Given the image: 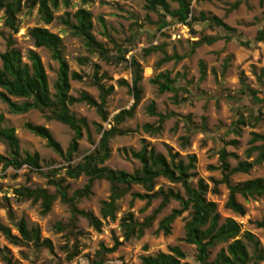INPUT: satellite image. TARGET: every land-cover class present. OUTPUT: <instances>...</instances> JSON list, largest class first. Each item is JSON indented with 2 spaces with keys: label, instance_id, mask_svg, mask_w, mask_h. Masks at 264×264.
<instances>
[{
  "label": "rangeland",
  "instance_id": "374dc122",
  "mask_svg": "<svg viewBox=\"0 0 264 264\" xmlns=\"http://www.w3.org/2000/svg\"><path fill=\"white\" fill-rule=\"evenodd\" d=\"M165 1L170 10L177 9L175 0ZM78 9H84L91 14L92 34L104 48L111 54H115L118 48L128 50L125 59L127 61L134 59L141 68L138 83L140 100L132 116L117 126L119 129L129 130L130 133L110 139L108 145L110 153L104 166L131 173L139 167V163L131 157L130 151H139L143 144L167 159L169 155L177 154L176 160L182 159L186 162V156L194 155L191 183L195 185L198 180L206 183L208 192L205 198L216 205L220 218L234 220L240 226L241 234L250 233L258 242V248L263 250L264 231L258 228L255 222L264 219V194L247 201L236 197L245 208V214L239 216L225 208L228 196L226 185H217L215 193L212 192V187L213 181L220 179L217 152L224 148L234 155L228 158L231 167L241 161L252 163L257 158L258 151H252L247 155V150L261 143L251 144V134L264 135V110L254 106L250 98L242 95V91L247 89L264 90V0H190L192 17L198 18L201 14L207 17L214 16L230 29L224 31L219 27L209 28L203 23H196L193 26L196 34H191L186 26L175 23L158 31L155 26L158 15L147 11L142 0H91L86 4H82L80 0H70L67 8L59 5L53 11L54 20L49 24L41 21L36 7L30 11L23 7L16 17L19 25L17 33L12 35L14 47L20 51L23 62L28 50L37 53L47 77L50 93H53L52 85L56 79L57 64L51 60L46 49L33 46L29 31L35 27L44 28L60 38L62 56L70 71L84 77L81 82L70 81L69 95L77 97L80 93H86L94 101L99 102L98 89L89 84V77L94 71L92 65L98 66V77L105 75L100 82L104 88H111L105 100L106 122L101 121L93 107L84 103L70 106V112L77 118H84L88 125V131H83L82 138L78 141L77 152L73 154L71 164L77 163L98 146L99 134L93 124L108 129L112 125V117L133 104L129 92L132 74L128 62L109 65L96 55L89 54L83 42L72 36L68 26L62 22L66 17L73 22L72 16ZM10 34L4 26V14L0 10V54L5 50L4 38ZM200 34L217 37V40L210 45L201 44L194 48L192 43ZM259 34H262L263 38L258 42ZM155 46H160L161 50L144 54V49ZM173 55L180 60L171 59L158 64L165 56ZM79 58H85L87 63L79 64L77 61ZM160 73H168L169 79L176 77L177 84L187 88L188 92L179 91L176 96L173 92L159 93L150 80ZM150 104H153L156 113L171 114L156 135L146 134L140 129L143 124H153L157 120V117L148 114L147 107ZM235 111H239L247 118L245 124L237 127L231 124L235 119ZM0 114L4 118L3 126L14 130L20 143V152L37 154L40 167L37 171L30 170L27 166L19 170L11 168L2 170L0 167V223L15 234L12 222L9 221L6 210L2 208L8 203L15 221L24 219L28 226L37 227L41 239L49 240L52 245V252L44 249L40 251L39 261L66 263L68 249L74 246L76 256L70 263L88 264L100 245L111 248L118 242L115 251L106 255L110 264H141V257L153 256L159 252L167 253L173 246H178L184 254V260H181L180 264H197L194 247L179 241L184 234L188 212L173 220L169 235L155 234L158 222L179 206L175 201H170L162 210L156 212L159 200L149 204L135 200L131 204V193L144 192L140 186H132L117 202L115 219L101 220L100 231L92 229L80 217L72 222L70 229L71 213L58 199L53 202L46 215L40 214L38 204L17 200L15 190L21 187L43 188L49 193H54V188L48 185L47 179L41 174L54 169H58L54 179H62L63 186L67 187L69 194L82 188L87 179L84 176L67 179L64 168L68 163L48 149L44 140L24 129L26 123L45 127L60 144L62 151L66 152L73 137V133L66 126L46 120L47 113L36 110H29L21 115L11 114L1 102ZM249 115L258 117V121L254 122ZM201 126L204 127L203 131ZM188 128L192 131L188 132ZM183 139L187 140L186 144ZM0 154H5L1 143ZM255 178H264V161L254 164L247 174L232 175L230 183L236 184ZM158 188L172 189L183 196V190L179 185L171 184L163 178L156 180L154 190ZM108 196V183L103 180L95 181L90 195L83 198L77 208L89 211L101 219L100 203L107 200ZM128 213H131L137 222H142L149 216L153 217L151 225L144 229L140 238L132 236L128 240L124 239L120 220ZM56 224L62 225L64 230L57 232ZM237 238L244 241L249 255L252 256L254 253L252 245L241 235ZM0 247L9 251L12 261L16 264H32L35 259V252L31 247L11 245L1 233ZM224 247V244L217 245L212 250L210 259ZM262 257L258 264H264V251ZM0 264L4 263L0 261Z\"/></svg>",
  "mask_w": 264,
  "mask_h": 264
},
{
  "label": "trees",
  "instance_id": "16d2710c",
  "mask_svg": "<svg viewBox=\"0 0 264 264\" xmlns=\"http://www.w3.org/2000/svg\"><path fill=\"white\" fill-rule=\"evenodd\" d=\"M82 4L89 3L91 0H80ZM147 11L158 15L156 28L158 31L166 28L172 23L186 26L191 34H196L193 26L196 23H203L205 26L219 27L224 31H228V27L217 17H207L201 14L198 18L191 16L190 0H175L177 9L170 10L165 0H142ZM59 5L67 8L70 0H0V10L4 14V26L10 31L5 40V50L0 54V102L5 104L7 110L11 114L21 115L36 110L45 115L46 120L58 122L68 128L73 133V137L66 152H63L48 131L43 126L24 124V129L32 135L45 141L46 147L55 153L58 157L65 160L68 164L64 168V174L67 179H76L84 176L87 180L84 186L75 190L71 194L68 193L67 187L63 186L62 179H54L58 169L41 173L46 179L48 185L54 188V193H49L43 188H26L21 187L15 190V195L19 201H29L31 204H38L40 214L46 215L53 204L58 199L65 205L71 213V222L69 228H72V222L80 217L95 231H100L102 227L101 220H114L117 210V202L122 199L131 189L132 186H140L143 193H131L130 203L135 200L145 201L146 204L154 200H159L156 212L162 210L170 201H175L179 208L172 209L170 213L164 216L159 222L155 230V234L162 233L169 235L170 224L181 214L188 212V220L184 226L183 237L179 240L185 244L191 245L195 249V262L197 264H258L262 260L264 251L258 248V242L248 232L241 234L240 226L231 218L221 219L216 211V205L206 200L208 186L202 180H198L195 185L190 181L192 177L191 171L194 169V155L186 156V162L177 159V154L169 155V159L153 149L143 144L139 151H130V155L139 163V167L131 173L123 170H113L104 163L109 157V141L115 136H122L130 133L129 130L117 128L126 119L130 118L133 111L140 100V89L138 83L140 81L141 68L140 65L131 59L127 61L126 55L128 50L118 48L115 54H111L103 44L98 42L92 34L91 14L84 10L78 9L72 16L73 22L68 17L63 18L62 22L68 26L71 35L79 38L91 55H96L106 63L119 65L128 62V68L131 69V86L129 92L133 98V104L128 109L119 111L112 117V125L108 129H102L100 125L93 124L99 134L98 146L91 152L84 155L77 163L72 162V156L77 152L78 141L82 138L83 131H88V125L84 118H77L70 112V106L76 103H84L96 109L102 122L107 121L104 112L106 97L111 92V88H104L100 83L102 77L97 76V65H92L93 74L89 77V84L99 91V102L94 101L86 93H80L77 97L69 95L70 81L81 82L84 77L76 72H71L61 52L60 38L50 33L44 28L35 27L29 31V37L35 48H44L50 53V58L57 64L56 79L52 85L53 93H50L47 83V77L40 58L33 50H28L25 56V62L22 60L21 53L14 47L15 42L12 38L17 33L18 20L17 15L23 7L28 11L34 7L37 8L38 15L44 24H49L54 20L53 11ZM262 34H259L257 41H261ZM217 40V37H208L200 34V37L194 41L193 47L196 48L201 44L210 45ZM161 50L160 46L144 49L145 55L153 51ZM174 59L180 60L179 57L165 56L158 64ZM78 63L85 65L87 60L79 58ZM203 69V68H202ZM178 79L175 77L169 79L168 73H160L150 80V83L157 87L159 93L179 91L188 92V89L177 84ZM242 95L250 98L252 104L259 109L264 110V90L242 91ZM148 114L157 117L153 124H143L140 129L149 135H156L162 129V124L171 114H159L154 110L153 104L147 107ZM235 119L232 125L237 127L246 123L245 118L239 111H235ZM254 122L258 121V117H252ZM3 115L0 114V143L4 146L5 154H0V167L2 170L11 168L19 170L23 166H27L30 170L37 171L39 167V156L37 154L21 153L19 141L12 128L3 126ZM201 130L204 127L201 126ZM192 130L188 128V132ZM201 131V132H202ZM185 144L186 139H183ZM260 142L256 147L247 150V155L252 151H258L255 161L238 162L234 167L228 163V158L233 157L232 153H228L224 148L218 152V167L220 179L213 181L214 187L212 192H216V186L225 184L228 189V196L225 202V208L236 215L243 216L245 208L240 204L236 197H241L244 201L261 197L264 194V178H255L242 181L236 184L230 183V177L234 174H247L254 164H260L264 161V135L257 133L251 134L250 143ZM234 144V142H232ZM158 178H163L171 184L179 185L183 190V196L172 189L158 188L154 190L155 182ZM103 180L108 183L109 196L107 200L100 203L99 215L101 219L95 217L89 211L79 210L78 203L90 195L92 184L95 181ZM1 207V205H0ZM6 210L7 217L12 225L15 234L11 233V229L0 223V233L4 239L11 245L19 247H31L35 252V259L32 264H71L70 260L76 256L75 247L68 249L67 262L39 261V253L42 249L52 252L51 242L47 239H41L40 231L35 226H28L24 219L15 221L12 210L8 203L2 207ZM153 217L149 216L142 222L133 219L131 213H128L120 220V226L123 230L125 240L132 236L140 238L151 225ZM255 225L264 231V219L255 222ZM57 232H62L64 227L60 224L55 225ZM71 230L69 231V233ZM239 235L251 244L254 253L249 255L247 245L243 240L237 238ZM115 242L113 247L106 248L103 245L95 251L88 264H110L106 259V255L115 251L118 246ZM220 244L225 247L221 248L213 259H210L212 250ZM184 260V254L178 246L168 249L167 253L159 252L156 255H147L141 257V264H180ZM0 261L4 264H16L12 261L9 251L0 247Z\"/></svg>",
  "mask_w": 264,
  "mask_h": 264
}]
</instances>
